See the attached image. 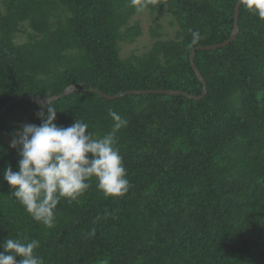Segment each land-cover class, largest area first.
I'll return each mask as SVG.
<instances>
[{
    "label": "trees",
    "instance_id": "trees-1",
    "mask_svg": "<svg viewBox=\"0 0 264 264\" xmlns=\"http://www.w3.org/2000/svg\"><path fill=\"white\" fill-rule=\"evenodd\" d=\"M237 1L0 0V109L13 101L0 116V244L36 239L44 264H264V18L242 0L234 42L196 51L201 100L127 94L199 97L190 53L230 37ZM141 9L170 14L175 38L122 59L119 44L140 35L129 22ZM23 26L31 33L17 44ZM194 31L201 39L192 45ZM71 86L52 102L55 123L78 119L103 136L109 109L118 112L128 122L116 146L131 186L109 196L93 177L77 199H61L49 228L11 196L2 172L17 171L20 156L7 139L15 120L41 123L36 103L15 99Z\"/></svg>",
    "mask_w": 264,
    "mask_h": 264
},
{
    "label": "clouds",
    "instance_id": "clouds-1",
    "mask_svg": "<svg viewBox=\"0 0 264 264\" xmlns=\"http://www.w3.org/2000/svg\"><path fill=\"white\" fill-rule=\"evenodd\" d=\"M245 2L249 10L264 18V0ZM200 39L201 34L194 31L191 44ZM36 103L41 123L23 124L10 143L11 148L19 149L18 170L9 165L2 172L11 196L35 221L51 228L61 199H77L90 188L93 177L105 195L119 197L129 191L128 172L116 146L117 131L128 123L124 117L109 109L112 130L95 136L88 131L89 125L78 119L68 127L57 125L51 97L37 96ZM39 245L36 239L7 238L0 244V264H44L36 251Z\"/></svg>",
    "mask_w": 264,
    "mask_h": 264
},
{
    "label": "rangeland",
    "instance_id": "rangeland-1",
    "mask_svg": "<svg viewBox=\"0 0 264 264\" xmlns=\"http://www.w3.org/2000/svg\"><path fill=\"white\" fill-rule=\"evenodd\" d=\"M135 23L140 28V35L135 39L134 43L121 42L119 44L122 59L129 56L144 55L150 50L156 40L175 38V33L178 29L174 18L165 11L158 13L157 11L151 12L141 9L133 15L129 26H133ZM22 30L23 32L16 36L17 44L24 43L27 40V34L31 33L26 26H23ZM23 124H25L24 121L15 120L12 125L18 126V130H20ZM9 142L11 141L7 139V143Z\"/></svg>",
    "mask_w": 264,
    "mask_h": 264
},
{
    "label": "water",
    "instance_id": "water-1",
    "mask_svg": "<svg viewBox=\"0 0 264 264\" xmlns=\"http://www.w3.org/2000/svg\"><path fill=\"white\" fill-rule=\"evenodd\" d=\"M241 3H242V0H238L237 3H236V6L234 8V13H233L234 23H233L232 33H231L230 37L226 41H224L223 43H220V44H215V45H210V46H204V47L200 46V47L195 48V50L190 53L189 62H190L191 68H192L195 76L202 83V86H203L202 93H201V95L199 97H192V96H190V95H188L186 93H182V92L164 91V90L163 91H145V92H143V91H130V92H127V94L128 95H150V94H155V95H171V96H179L180 95V96L189 98L191 100H201L205 96L206 87H205V82L202 79V76L200 75L199 71L197 70V68H196V66L194 64L195 53H196V51H213V50H216V49H220V48L226 47V46L230 45L232 42H234V40L236 39L237 34H238V16H239V9H240ZM74 88H75L74 86H71V87L67 88L63 92V94L61 96L51 97L52 98V102L56 101L57 99H59L62 96L67 95L69 93V91H73ZM94 92L97 93L98 95H100L102 98H105L107 100H115V99H117L119 97H122L121 95L107 96V95L98 93L97 91H94ZM14 101H30V102L36 103V97H22V98H17ZM12 103H13V101L12 102H8L7 104H5L0 109V116L3 115L7 111V109L11 106Z\"/></svg>",
    "mask_w": 264,
    "mask_h": 264
}]
</instances>
